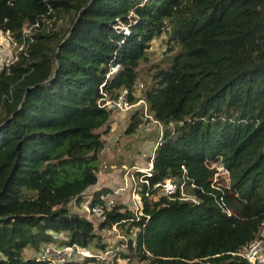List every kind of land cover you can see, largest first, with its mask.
Masks as SVG:
<instances>
[{
	"label": "trees",
	"instance_id": "trees-1",
	"mask_svg": "<svg viewBox=\"0 0 264 264\" xmlns=\"http://www.w3.org/2000/svg\"><path fill=\"white\" fill-rule=\"evenodd\" d=\"M35 22L0 72V217L13 216L0 223V264H48L38 256L46 243L97 254L110 243L95 230L112 225L127 238L126 252L57 264H248L234 253L264 227V0H0V29L18 43ZM161 34L165 49L154 54ZM122 90L161 127L150 189L182 181L184 168L183 190L195 202L152 199L142 184L140 215L113 201L94 224L80 203L97 183L114 112L101 98ZM138 107L125 134L143 123ZM215 162L228 170L227 188L210 187ZM121 163L120 174L134 165ZM115 187L92 191L88 202L104 204L99 196L113 197ZM221 196L229 215L216 204Z\"/></svg>",
	"mask_w": 264,
	"mask_h": 264
},
{
	"label": "built area",
	"instance_id": "built-area-1",
	"mask_svg": "<svg viewBox=\"0 0 264 264\" xmlns=\"http://www.w3.org/2000/svg\"><path fill=\"white\" fill-rule=\"evenodd\" d=\"M38 26V22H35L31 25H24L21 30V42H17L9 33L8 30L0 29V72L1 70L8 68L10 64L14 63L17 60V54L23 47L24 37H29L31 29ZM168 31V26L164 27ZM126 32V29H124ZM165 35L161 34L158 38L159 43L156 46L157 53L162 52L165 49V43L161 41V38H164ZM115 67H111V70H114ZM140 87V84L138 85ZM103 100L102 106H107L114 110V112H125L129 110L136 104L142 105L143 120L156 123L155 120L145 112V103L142 99H139L135 103H130L126 99V91L122 90L115 99H105ZM157 143V142H156ZM146 162L145 165L140 166H130L124 167L121 173L122 185L116 186L113 190V197L116 195H124L125 193L129 194V201L132 204V209L134 214H141V206L137 199V191L140 190L141 185L143 184L146 188L150 186L146 176L150 175L151 172V158L152 151L149 155H145ZM106 165L103 164L102 168H105ZM213 169L212 176L210 178V187L218 190L221 188H227L229 185L228 170L220 162H215L210 166ZM182 181H178L175 178H166L160 182L154 183L149 190H145L144 195L152 199H156L159 196H165L170 198L177 199H189L195 202V199L187 194L183 190V179H187L185 176V170L182 169L181 175ZM190 185H193L190 181ZM155 190V192H153ZM107 197V195L99 196L100 200H104V204L95 203L91 204L87 201L81 204V212L86 219L92 221L91 218H96L97 221H100L104 218V212L106 209L113 204L114 198ZM90 198V197H89ZM217 206L222 212L229 215V209L224 206L222 196L219 200H215ZM93 222V221H92ZM114 234L117 238V242L110 243L106 245V248L100 250L99 253L92 255L90 251L86 248L81 247L77 244H66L58 246L55 243H46L40 246L39 248V259H43L48 262V264H57V262H63L69 259L78 258L82 256H94L101 260H107L114 255L118 256L119 252H126L127 248V238L122 236L116 229L115 225L111 226ZM136 230V229H135ZM134 236V233L132 234ZM134 241L131 245L133 246ZM241 259L245 260L248 264H262L264 263V227L261 228L259 236L249 243H247L242 249L234 253ZM122 260V259H121ZM126 260V259H125ZM122 260V261H125ZM117 261H120V257H117Z\"/></svg>",
	"mask_w": 264,
	"mask_h": 264
},
{
	"label": "rangeland",
	"instance_id": "rangeland-1",
	"mask_svg": "<svg viewBox=\"0 0 264 264\" xmlns=\"http://www.w3.org/2000/svg\"><path fill=\"white\" fill-rule=\"evenodd\" d=\"M159 43L158 39L153 40L151 42V50H153L154 54L157 53L156 46ZM152 60H156V57L153 56ZM145 63L141 62L138 74H139V82H142V74L145 71ZM137 106V107H136ZM139 105L136 104L131 107L129 110L125 112H116L112 113L110 118V126L111 129L105 134H102V138L105 139L106 145L103 147L98 153L95 164L98 167L97 176L98 180L96 185L85 189L83 191V199L80 204H82L86 198L89 200L91 196V191H94L100 187H113V186H123L122 179L120 174V166L117 167L115 162L117 159H133V163L136 166L145 165L146 157L143 154L150 153L153 148V145L157 142L160 135V125L157 123H152L150 121H144L140 124V128L131 134H125L124 129L126 127V123L129 115L132 113V110L135 108L137 111L140 110ZM117 114V115H116ZM112 146L113 149H109ZM144 157L145 162L140 158V156ZM105 164L106 167L102 168V165ZM107 165L110 166L109 170L107 169ZM125 164H123L124 166ZM116 203H128L129 194L125 193L124 195H116L114 198ZM80 204H74L73 202L68 204V208L71 211L80 210ZM94 224H97L98 221L96 218H91ZM112 229H105L103 231L96 229L95 233H97L101 240L104 242L114 243L117 242V238L112 234ZM95 253H99L100 249L93 248ZM117 264H148L146 260L140 261L137 258H134L132 261L123 262L121 259L117 261Z\"/></svg>",
	"mask_w": 264,
	"mask_h": 264
},
{
	"label": "crops",
	"instance_id": "crops-1",
	"mask_svg": "<svg viewBox=\"0 0 264 264\" xmlns=\"http://www.w3.org/2000/svg\"><path fill=\"white\" fill-rule=\"evenodd\" d=\"M114 114L116 113V112H113ZM117 115V114H116ZM110 123L111 122H109V126H110ZM111 129L109 128V130L108 131H110ZM104 139V138H103ZM104 141H105V139H104ZM105 145H106V141H105ZM105 145H104V147H105ZM109 149H113V147L112 146H110L109 147ZM151 153V152H150ZM150 153H148V155L150 154ZM144 155H146V154H143V156ZM142 155L140 156V158L143 160V162H145V160H144V157H143ZM115 162H122L121 164L123 165L124 163H125V159H122V158H119V159H117ZM132 164H134V163H132ZM121 165V166H122ZM93 187V186H92ZM92 192V191H91Z\"/></svg>",
	"mask_w": 264,
	"mask_h": 264
},
{
	"label": "water",
	"instance_id": "water-1",
	"mask_svg": "<svg viewBox=\"0 0 264 264\" xmlns=\"http://www.w3.org/2000/svg\"><path fill=\"white\" fill-rule=\"evenodd\" d=\"M73 26H71V28H72ZM71 28H70V30H71ZM11 219H13V216H6V217H0V223H3V222H7V221H9V220H11Z\"/></svg>",
	"mask_w": 264,
	"mask_h": 264
}]
</instances>
